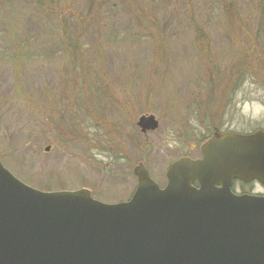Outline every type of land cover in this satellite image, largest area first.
Segmentation results:
<instances>
[{
	"label": "rangeland",
	"instance_id": "obj_1",
	"mask_svg": "<svg viewBox=\"0 0 264 264\" xmlns=\"http://www.w3.org/2000/svg\"><path fill=\"white\" fill-rule=\"evenodd\" d=\"M89 1L55 0L49 11L68 5L76 13V3L86 9ZM93 2L87 14L97 32L81 50L94 70L83 78L68 52L46 48L50 34L63 43L56 21L46 32L30 29L38 15L30 5L0 16L8 32L0 33V161L16 178L42 191L85 187L117 202L135 188L139 162L163 185L170 163L200 157L212 126L264 129V0ZM99 3H112L109 13L99 14ZM13 34L36 51L22 48L18 61ZM142 114L158 127L141 133ZM232 188L264 194L256 181Z\"/></svg>",
	"mask_w": 264,
	"mask_h": 264
},
{
	"label": "water",
	"instance_id": "obj_2",
	"mask_svg": "<svg viewBox=\"0 0 264 264\" xmlns=\"http://www.w3.org/2000/svg\"><path fill=\"white\" fill-rule=\"evenodd\" d=\"M200 151L175 160L163 188L139 162L132 197L115 204L86 188L37 190L0 162V264H264V195L230 190L264 184V130L214 133Z\"/></svg>",
	"mask_w": 264,
	"mask_h": 264
},
{
	"label": "trees",
	"instance_id": "obj_3",
	"mask_svg": "<svg viewBox=\"0 0 264 264\" xmlns=\"http://www.w3.org/2000/svg\"><path fill=\"white\" fill-rule=\"evenodd\" d=\"M52 1L55 0H0V16L4 15H10V12H15L16 10H24L26 8V5H30L32 8L37 10L38 15L35 16L34 21H29L28 20V25L30 29H39L43 32V30L46 32L49 28L55 29V25H53L51 22L56 21V24H58L62 34H63V43H60V47L57 44V40H55V35L50 34L47 35V38L52 40L50 47H46L43 43V46H45L47 49L49 48V51L52 52H57L59 49L62 52H68L71 55V61L73 63V68L75 69V73L79 75L81 78L84 77V74H87L94 69L92 66H88V64L84 61L83 56V47L81 50V40L84 41L85 37H88L90 35H94L97 32V29L95 25L89 21L90 15H88L91 12V6L94 3L93 1L95 0H90L89 1V6L86 7V9L82 5H78L76 3V13H71L69 12L72 11V9L66 5V10L61 9L59 13H52L49 10H51V3ZM65 1V3L68 2V0H62ZM71 6L75 5L74 1L76 0H70ZM68 4V3H67ZM99 6L101 7L99 10V14L104 13L107 11L109 13V8L112 7V3H110L107 6H104L102 3H99ZM107 7V9L105 8ZM230 6H227L226 9H229ZM74 10V11H75ZM43 13V14H41ZM88 13V14H87ZM78 15V16H77ZM69 16V17H67ZM148 16H151L150 13ZM101 17V16H100ZM45 18L46 21L50 22V26H47L46 24L48 23H42L41 19ZM25 24H23L24 27ZM2 27V28H1ZM1 34H8L6 30V24L5 25H0ZM4 30L5 33H2ZM39 33V34H42ZM17 33V29L15 30L14 34ZM13 34L12 41L14 43V58L21 60V55L22 53V48H30L32 50L36 51L35 47L29 46L28 42L26 39H20L15 37ZM37 35V34H35ZM62 40V39H61ZM63 45V46H62ZM64 47V48H63ZM3 49H6L5 47ZM2 53H5L6 50H1ZM110 56L111 53L109 52ZM2 57H5L1 55ZM1 88V85H0ZM36 92L38 91V88L34 89ZM85 105L81 104L78 107H84ZM79 108V109H80Z\"/></svg>",
	"mask_w": 264,
	"mask_h": 264
},
{
	"label": "flooded vegetation",
	"instance_id": "obj_4",
	"mask_svg": "<svg viewBox=\"0 0 264 264\" xmlns=\"http://www.w3.org/2000/svg\"><path fill=\"white\" fill-rule=\"evenodd\" d=\"M211 129H213V132H215V131H225V130H220V129H218L216 126H212ZM213 132H212V133H213ZM212 133H211L210 135H212ZM209 137H210V136H209ZM209 137H207V138H209ZM207 138H206V139H207ZM160 186H162V185H160ZM131 193H132V192H131ZM130 195H131V194H130ZM130 195L128 196V198L130 197ZM128 198H127V199H128ZM124 200H126V199H124Z\"/></svg>",
	"mask_w": 264,
	"mask_h": 264
}]
</instances>
